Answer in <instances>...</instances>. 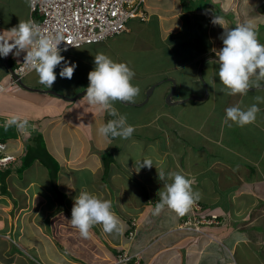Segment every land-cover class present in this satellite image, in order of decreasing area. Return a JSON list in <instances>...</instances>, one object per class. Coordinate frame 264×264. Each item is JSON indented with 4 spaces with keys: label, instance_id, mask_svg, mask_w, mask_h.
Returning a JSON list of instances; mask_svg holds the SVG:
<instances>
[{
    "label": "crops",
    "instance_id": "obj_1",
    "mask_svg": "<svg viewBox=\"0 0 264 264\" xmlns=\"http://www.w3.org/2000/svg\"><path fill=\"white\" fill-rule=\"evenodd\" d=\"M243 2H245L247 7L246 9L240 8L243 7L240 6L243 4ZM0 4L7 5V0H0ZM8 6L12 9H10L9 12L0 14V34L7 33L8 30L17 26L20 22L30 20L28 0H8ZM143 9L145 12V18L142 21L145 23L147 21L152 23L153 33H157L159 37L162 35V41H167L169 39L171 41L172 47L170 48H172V50H170L169 47H161V50H163V57L172 51L173 57L175 59L174 64L168 67V72L164 73L162 77L153 81H146L144 84H142V87H140V93L143 92V97L141 99V95L139 93L140 96H137L139 101L133 102L142 103L140 106H134V108L136 107L141 109L142 106L144 107V105H146L148 101L154 96V93L157 90V93L154 97L156 98L155 101H151L155 104H158L156 112L157 115L167 111V113H165L166 115L174 116V113H172L174 112L173 110L179 108L185 109L189 104V101H187L184 104L166 103L165 105L164 100L166 99L167 93L172 89L173 84L175 86L173 94L170 98L171 102L183 100L184 98H187L191 95L205 96V99L200 101H207L209 96H211L214 101H217L218 93L222 91L221 89L224 88V86L220 82L216 71L218 64L215 61L218 60V56L213 51V49L219 50L223 46L220 36L223 33L224 28L219 24L213 23L215 17L224 21L225 28H234L235 26L244 23L251 24L257 30L258 41L261 44H264V0H146V4L143 6ZM252 13V20L246 18L248 14ZM218 30H221L222 32L218 34ZM199 37L202 39L197 40ZM81 50L84 51L86 49L82 48ZM90 52L89 59L94 61V56L98 52ZM5 58L9 63L11 60H13V55L9 54V56ZM90 60H87V62L92 64V61ZM1 66H4V68L7 69L0 57V67ZM6 71L9 73L8 69ZM77 71L80 72V70H76V72ZM78 72L77 74H79ZM36 75V73H32L28 77V81H24L25 84L33 88H43L45 90V87L39 83V78ZM203 82L206 84L208 89V94L206 95L204 93L205 88L203 86ZM69 83L72 84L74 82H68L67 84ZM88 83L89 81L85 82V80H83V87H85V85ZM60 84H63L64 86L67 85L64 84L63 81ZM154 84L157 85L154 87L151 95L146 99V91ZM53 86L50 88V90L68 97L76 95L83 88L82 87L72 95H69V89L60 92L57 91ZM250 87L252 88H249V92L245 96H241L239 94L227 96L229 99L230 97H234L232 101L229 102V104H234L235 102L236 106H240L239 103L242 101L241 108L243 109H247L253 104H257L260 109V111L257 113L256 122L247 125V131L244 130L247 134L246 139H243L242 141L238 140V146L233 144L232 141L225 142V131L229 130V127L224 123L226 115L225 112L224 114L218 115L217 119L212 121V123H209V126L206 129L197 126L194 127L195 125H193L186 117L187 124L185 127L189 128V130L196 128V134L191 138L193 144L200 147L202 146L210 152H216L214 159L212 161H205L206 163H203L201 169H195V166H191L193 163H198L192 160V156L190 159H186L187 163L185 164H183L184 157H180V164L182 167H184L186 177L193 180V190L198 191L200 195L203 191L204 194V197L200 196V199L197 201V203L200 204V207L195 211L199 212V216L201 217L200 218L198 214L195 213V215L197 214L196 219L200 220L202 223H199L198 225L201 233L193 230H174V226H178L180 224L179 219L181 216H178L174 212V218L171 221L166 222V215L160 213V221L156 224L150 221V225L156 229V234H154L152 240L154 242L160 243L159 248L161 250H156L155 254H150L148 259L149 262L147 264H165L171 259V261L175 262V264H264V102H258L256 100V97L258 96L264 97V84H261L260 88H257L256 86ZM46 89L49 88L46 87ZM45 93L47 92L27 90L18 84L17 86H12V88H9L6 93L2 94L5 98H3L4 100L0 104V114L3 116L2 121H0V137H6L5 140L10 146L9 149L17 148L16 152H18V150L25 148V144L30 141V138L33 136V134H35L34 132L43 133L45 130V110H43L44 112L39 111L40 113L35 111L36 109L39 110L41 108H45V98L41 97V94ZM12 95L13 100L11 99ZM51 95L56 98H61L65 101H68L71 104H76V101H80L82 98L84 100L86 98V96L83 95L74 100H66L60 96L54 94ZM6 96H10L9 101L6 100V98H8ZM193 101L200 103L198 100ZM52 103L54 104L55 102ZM26 104H28L30 108H27ZM119 104H122L124 108H127V105H129L121 102H119ZM190 104L193 105L192 103ZM6 106H9V109H5ZM54 106V109L57 110L58 114L56 113L54 117L49 115V117H51L50 120L57 117L60 119L62 116L66 119L69 116V113H66V107L61 109L59 105ZM23 108L27 109L28 112L23 110ZM99 112L103 113L101 111ZM181 112L175 113L174 118L176 120L181 118ZM41 113L42 116H39ZM64 113H66V116H64ZM127 113L128 112L125 113L126 117L128 116ZM214 113L220 114L217 105H215ZM13 115L26 117L28 119V125L31 127L30 130L26 128L23 132H21L15 126L5 127L4 125L6 120ZM36 117L37 120L35 119ZM31 118L36 120V123L38 122L40 124H36ZM70 118H73V113L71 114ZM154 118L155 116L150 118L148 121H154ZM128 120L129 118L127 117V122L134 126V124ZM72 121L73 122L71 123L74 127L78 120ZM143 122V124L147 123L144 120ZM177 125L178 126L170 124L166 126L162 125V128L160 127L161 133H165L167 136L166 143L163 144V150L165 149L167 151H171L169 150L171 149L172 142L169 136L171 129L174 130L175 135V140L172 143H177V145L180 146L179 141L181 140L178 135L182 131V127L179 126V123ZM59 127L61 130L64 125H59ZM137 127L138 126H134V128ZM257 129L260 131L258 130V133L255 134L254 131ZM191 133H194V130H191ZM249 134L254 135L248 139L249 137L247 136H249ZM48 137V135L45 136V139L47 138L46 142H49ZM261 140H263V142L260 143V145H262L261 151L259 153L260 157H258L255 162H251L250 157L255 154V152H257L258 144ZM207 141L210 142L209 147H206ZM218 143L219 147L221 148L220 150L219 147L212 146V144ZM178 146L175 145L174 147L177 148ZM191 146L193 147V145ZM99 149L104 150L105 147H101ZM108 149L111 151L114 160L115 157L113 153H115L117 147H110ZM229 151H232L234 155L237 152L238 159L235 162L238 163L241 161L243 163L241 167L243 169L249 170L248 172H246V170L243 172L236 168L230 167V157L232 158L233 154H228L230 156L229 157L227 155ZM16 160L17 159H14V161ZM115 161L117 162L116 159ZM36 162L40 163L38 159L34 161V163ZM112 162L113 161H109L107 167L102 157L95 158L87 164L76 162L78 163V169L75 170H86L88 173L91 171L94 174L95 171L99 170L100 168L106 169L110 167L111 164H113ZM209 162L211 163L209 164ZM61 163H63V161H61ZM72 167L74 168V166ZM61 170L62 168L58 172V175L60 174V177L61 175H65L64 179H67V174H61ZM198 174H202L201 177H199ZM72 175L74 174L72 173ZM10 176L11 177L8 176L9 178L7 177L8 182L16 178V174L14 173H12ZM74 177L75 181H73V184L76 183L78 185L73 186L76 187V189H72L71 186H69V188H63V190L68 192L70 196L73 195V191L77 192L81 188L82 191H88L100 198L102 197L101 194L99 195L97 191H95L94 185H90L89 183L88 185H85L87 182H89L88 180H85L81 177L77 178L76 175H74ZM100 180L101 179L98 180L96 178V180L92 181L96 182ZM82 185L87 186L86 189H84ZM211 185L214 187L216 192L213 189H209ZM70 188L72 191L69 192ZM47 195L49 196V194ZM249 196L252 198L249 199ZM3 197H6V195L0 196V207L2 204L5 205L2 202L8 199L7 197V199H4ZM43 199L45 201V197ZM214 213L219 216L224 214L222 218L225 219L217 220L215 223L207 222V220H210V217L209 219H206V216L210 214L213 215ZM60 217L58 216L57 218V216H55L54 218L59 220L60 227H63L64 224H66L65 221L68 222V220ZM132 219L133 218L128 220L132 221ZM224 220L226 222L222 223ZM53 228L55 227L53 226L52 229ZM26 229V225L19 226L16 223V226H14L12 229H8L7 235L4 236L2 233L6 231V228H0V249L4 244L6 248L9 249V244H6V241H9L12 244L15 243L19 248H21V246L17 244L16 239H19V236L21 237V232L25 231ZM8 231L11 233H16L17 238L13 239L11 236H9ZM53 231L55 232V230ZM54 232H49L50 234L47 233L46 235L41 234V236L31 232L32 236L37 241L43 242L44 240L42 239L45 238L46 246L49 244L54 250L53 252L52 248H45L44 255L41 252L42 248L36 249L34 247L36 255L41 257V259L44 261L42 264H45V259L49 263L54 264H89L86 260L81 259L76 255H72L71 258L68 256L67 258L69 259L64 257L63 254L58 250V248H60L59 245L55 243V239L57 240L59 236H55ZM173 232H175L176 235H174ZM66 237L67 235H65V238ZM61 238H64V235H61L59 239L62 240ZM29 244L28 246L32 247V245ZM142 248L143 246L138 243L135 245L131 244V247L125 248V250L129 253H137V251L142 250ZM130 249H132V251H129ZM187 249L190 250V254H193V256L191 255V260L188 261V263L184 262L185 260H182L180 257L181 252H185ZM65 252L66 251L64 249L63 253ZM69 253L70 252H68V254ZM2 257L5 259H2ZM161 259L165 262L163 263ZM138 260V263L144 264L142 259L140 260V256ZM0 264L31 263H28L26 258H21L17 251L11 254L7 252L0 253Z\"/></svg>",
    "mask_w": 264,
    "mask_h": 264
},
{
    "label": "rangeland",
    "instance_id": "obj_2",
    "mask_svg": "<svg viewBox=\"0 0 264 264\" xmlns=\"http://www.w3.org/2000/svg\"><path fill=\"white\" fill-rule=\"evenodd\" d=\"M145 4L146 0L144 1L143 6H145ZM9 6L8 0L7 5L0 4V14L9 12L10 9H12ZM240 6H243L240 7L242 9L247 8L245 2H243V4ZM246 18L252 20L253 13L248 14ZM126 25L128 31L109 37L105 41L94 45H84L67 52H62L61 54L66 58L69 64L74 62L77 67L75 68L71 79L61 78L59 76V72L64 66V63L62 62L61 65L57 66L55 69L57 73V79L60 82L63 81L64 84L78 80L81 81L82 84L83 80H85V82L89 81L88 73L95 66L94 61L89 59L90 51H97L98 53L106 54L117 62L128 63V65L135 71V77L132 83L139 85V87H142V84H144L146 81H153L162 77L164 73L168 72V67L172 66L175 62L172 51L163 57V50H161L162 46L166 48L172 47L170 39L167 41H162V35L159 37L157 33H153V24L149 21L145 23L139 19H130ZM220 32L222 31H217L218 34ZM201 39L202 38L199 37L197 40ZM82 48H85L86 50L82 51ZM170 50H172V48H170ZM87 60L92 61V64H89ZM6 70L7 69L3 66L0 67V83L5 87L3 91L7 92L9 90L7 86L9 73ZM76 70H80V72L77 71L79 74H77ZM31 73L35 72L33 71ZM23 81H28V78L23 79ZM54 84H57L56 81ZM43 87L46 89V86L43 85ZM66 90H68V88H66ZM156 93L157 91L154 93L153 101L156 99L154 98ZM45 94L48 95L47 98H51L49 97L51 95L50 92ZM227 96L228 94L225 91H220L218 93L217 101H214L212 97L209 96L207 101H200V103L194 102L192 103L193 105L189 103L185 109L179 108L173 110L174 112L172 113H174V116L175 113H180L182 111V116L179 120H176L174 116L166 115L165 113H167V111L157 115L156 112L158 104H155L150 100L146 105H144V107L142 106V110L136 107L134 108L132 105H127L128 107L124 108L122 104L115 102L114 107L117 109V111L122 115H126L125 113L128 112V121L132 122L134 126H138L135 128V131L132 135L133 137L129 139H110L109 137L100 135L98 129L102 125L106 124L109 120L114 119V117L108 115L107 112L100 113L98 107L88 105L86 99L80 101L78 100L76 101V104L65 105L67 113H69V116L66 118L67 120L62 116L60 119L57 117L49 120L48 124L45 122V130L40 134L42 137H44V139L46 135L49 136V142H46V138L44 140V144L47 146L48 150H51L55 161H63L61 174H67V179H64L65 175H61L60 177L59 174L56 185L49 175V170H47V168L45 169L43 163L38 162L32 163L29 168L25 169L21 174L22 178L18 176L16 171L12 170L16 174V178L8 182L7 179L11 177L10 175L12 173L8 178H5L7 189L10 193H12V196L6 195L8 199L3 197L7 200L2 202L5 205L2 204L0 207V228H6V231L2 233L4 236L7 235L8 229H12L14 226H16V223L19 226L26 225L27 229L21 232V237L19 236V239H16V233H11L8 231L9 236H11L13 239H16L17 244L21 246L23 250L15 243L12 244L9 241H6V244H9V249H7L4 244L1 246L0 253L7 252L11 254L18 251V255L23 259L26 258L28 263L42 264L44 261L41 259V257L36 255L34 247L36 249L42 248L41 252L44 255L45 248L48 249L52 247L49 244L46 246L45 238L42 239L44 240L43 242L37 241L32 236L31 232L41 236V234L46 235L47 233L54 232L53 230H55L54 235L57 237L59 236L58 238H60L61 235H64V238H61L63 247L58 248V250L66 258L68 256L71 258L72 255H76L77 257L86 260L89 264H118L120 262L113 258L115 256V250L124 249V251H126L125 248H130L131 244L135 245L140 243L143 248L137 252H140V260L142 259L144 264H147L149 262V255L152 253L155 254L156 250H161L159 248L160 243L154 242L152 240L154 234H156V229L150 225V221L154 224L160 221V214H153L154 205L160 199L159 193L166 190L164 181L159 179V170L163 171L166 175L171 173H180L185 175L184 167H182L180 164V157H184L183 164H185L187 163L186 159L188 160L192 156V160L198 162L191 165L195 166V169H201L203 163H206L205 161H212L214 159L216 152H210L202 146H196L191 141V138L196 134V128L191 129L194 130V133H191V130L186 128L185 125L187 124L188 118L191 123L195 125L194 127L197 126L206 129L209 126V123H212V121L217 119L218 115L224 114L227 108L236 106L235 102L234 104H229V102L232 101L234 97H230L229 99ZM6 97H8L6 100L9 101L10 96ZM3 98H5L4 95L0 96V104L3 102ZM11 99L13 100V95ZM50 103L52 104V102ZM239 104V107H241L242 101H240ZM47 105L48 101L45 100V112L54 117L57 113V110L54 109L47 111ZM215 105L218 106L220 114L214 113ZM26 107L30 108L28 104H26ZM5 109H9V106H6ZM23 110L28 112V110L25 108H23ZM35 111H38V109ZM71 112L73 113L72 119L70 118L72 114ZM64 116H66V113H64ZM154 116V121H148ZM2 117L3 116L0 114V121H2ZM31 119L36 123V120L33 118ZM72 120H78L74 127L71 123L73 122ZM143 120L147 123L143 124ZM178 123L179 126L182 127V131L179 133L180 136L178 135L181 140L179 141L180 146H178L177 143H172L175 140V135L174 130L171 129V132L169 133L172 141L171 149H169L171 151H167L165 149L163 150V144L166 143L167 136L165 133H161L160 127L162 125L166 126L170 124L178 126ZM39 124L40 123H38V125ZM59 125H64V127L60 130L59 128L61 126L59 127ZM30 128L31 127L28 125L27 129L30 130ZM244 130L247 131V125L244 127H239L233 124L232 127H229L228 131H225V142L232 141L233 144L238 146V140L242 141L243 139H246L247 134ZM258 130L259 129L254 131L255 134L258 133ZM252 135L254 134H249V136H247L249 137L248 139H250ZM262 142L263 140L259 141L257 152H255V154L250 157L251 162H255V160L260 157L259 153L262 148L260 143ZM175 145L178 147L175 148ZM191 145H193V147ZM209 145L210 142L207 141L206 147H209ZM212 146L219 147V143L212 144ZM101 147H105V149H99ZM110 147H117V150L115 153H113L117 162L115 159L112 160L113 164H111L110 167L106 169L100 168L99 170H96L94 174L91 171L88 173L86 170H75L78 169V163L76 162L87 164L95 158H101L107 155V152L108 156H111V151L108 149ZM220 149L221 148L219 147V150ZM9 151L14 152L12 154L13 156L15 155L17 148L9 149ZM228 154H233L232 158ZM227 155L230 157V167L236 168L243 172L245 170L246 172L249 171L241 167L243 164L241 161L238 163L235 162L238 159L237 152L234 155L232 151H229ZM148 157L155 161L153 162L151 169L137 170L135 167L136 163L139 162L142 164L146 159H148ZM11 158V160L14 161V156ZM210 163L211 162H209V164ZM15 165L16 164L12 165L11 169H14ZM72 166H74V168ZM72 173L76 175L77 178L81 177L85 180H88L89 182H87L85 185H88V183L90 185H94L95 191H97L99 195L101 194L102 199H107L112 202V210L121 222L122 231L120 233H105L103 231L102 225L97 224L90 229L89 237L84 238L80 235L79 230L71 225V210L74 205L75 198L79 196L82 190L80 188L77 192L73 191V195L67 196L65 202L64 198L59 197L60 193L55 188L58 186V188L63 189L65 187L69 188V186H71L72 189L75 190L76 187L73 186L78 185L76 183L73 184L75 177L72 175ZM201 175L202 174H198L199 177H201ZM96 178L101 180L96 182L92 181L96 180ZM166 183H171V179H167ZM82 186L84 189L87 187L84 185ZM72 189L70 188L69 192L72 191ZM96 189H98L100 192ZM209 189H213L215 191L212 185ZM47 194H49V196ZM146 194H148L147 196L150 197V199L146 197ZM0 196H2L1 192ZM200 196L204 197L203 191ZM44 197L45 201L43 199ZM250 198L252 197L249 196V199ZM194 204L193 208L198 210L200 204L196 202L197 208L194 207ZM68 208L70 210H67ZM193 208L191 207L190 211L195 213ZM160 213L166 215V222L171 221L174 218V212L167 207H165ZM214 214L217 215L216 213ZM55 216H57V218L58 216H61L60 218L67 219L68 222L65 221L66 224H64V226L62 225L63 227H60L59 220H56V218H54ZM217 216L221 219H225L222 218L224 214ZM131 218H133L132 223L136 222V229L132 232L131 236H129L125 235V231L129 228L128 219ZM186 221L196 225L195 222L192 221L191 215L188 216ZM184 222L185 221H181L180 224H183ZM225 222L226 221L224 220L222 223ZM179 225H175L174 230L178 231ZM53 226L55 228L52 229ZM175 232H173L174 235H176ZM65 235H67L66 238ZM28 244L32 245L33 248L29 247ZM62 249H65L66 252L63 253ZM129 251H132V249ZM68 252L70 253L68 254ZM191 255L193 256V254H190V250L187 249L185 252H181L180 257L182 260H185L184 262L188 263V261L191 260ZM2 259L5 258L2 257ZM171 260L165 264H175V262ZM161 261L163 263L165 262L162 259ZM45 264L54 263H49L45 259Z\"/></svg>",
    "mask_w": 264,
    "mask_h": 264
},
{
    "label": "clouds",
    "instance_id": "obj_3",
    "mask_svg": "<svg viewBox=\"0 0 264 264\" xmlns=\"http://www.w3.org/2000/svg\"><path fill=\"white\" fill-rule=\"evenodd\" d=\"M213 23L224 28L220 36L223 46L219 50L213 49L218 56V60L215 62L219 66V80L224 86L222 91L228 95L245 96L249 92L250 86L260 88L261 84H264V44L258 41L257 30L248 23L239 24L234 28H225L224 21L217 17ZM126 31H128L127 26L125 30L112 36ZM112 36H108L102 41ZM77 40V37H73L72 43L67 42L61 48V42H66L61 34H45L35 22L24 21L8 30L7 33L0 34V57H7L9 54L17 57L22 52L26 53L23 62L26 71L29 73L34 71L38 75L39 83L50 89L57 79L55 69L62 62L64 66L60 70L59 76L66 79L72 78L77 65L74 62L69 64L61 53L68 50L67 44L77 47ZM94 65V68L88 73L89 84L84 95L86 102L88 105L97 106L99 111L107 112L108 115L114 117L102 125L98 132L104 137L129 139L135 128L127 122L126 115L117 111L114 103L130 104L139 95V85L132 83L135 71L128 63L117 62L103 53L94 56ZM9 75L11 76V73ZM9 80L8 89L17 84L15 79L12 84H9ZM5 92H0V95ZM256 100L264 102V97L258 96ZM259 111L257 104H253L247 109L239 106L229 107L225 110L224 123L228 127H232L233 124L239 127L253 124L256 122ZM4 126H15L23 132L28 126V119L13 115L6 120ZM1 140L7 144L2 138ZM14 159L16 158L14 157ZM153 162L155 161L148 157L142 164L137 162L135 167L137 170H150ZM169 178L171 183H166ZM159 179L164 181L166 190L159 193L160 200L154 206V215H159L167 207L178 216H184L200 199V193L193 190V180L183 174L166 175L159 170ZM70 222L84 238L89 237L90 229L97 224L102 225L105 233L112 234L122 231L121 222L112 210V202L88 191H81L75 198Z\"/></svg>",
    "mask_w": 264,
    "mask_h": 264
},
{
    "label": "built area",
    "instance_id": "obj_4",
    "mask_svg": "<svg viewBox=\"0 0 264 264\" xmlns=\"http://www.w3.org/2000/svg\"><path fill=\"white\" fill-rule=\"evenodd\" d=\"M145 0H29L31 10L37 12L38 20H33L38 24L45 34H61L66 42H61L60 47L72 43L73 37H77V47L67 44L69 50L83 45L93 44L104 40L108 36L120 33L126 29L128 20L133 18H145L143 3ZM63 51V52H67ZM23 60L16 73L24 76L26 66ZM14 83L13 77L9 84ZM5 87L0 83V92ZM6 143L0 138V169H3L12 161L7 152ZM194 207L197 208L196 203ZM193 210H195L193 208ZM196 211V210H195ZM217 215L213 214L207 222H215ZM196 229L200 220L196 219L195 213L192 215ZM189 222L185 221L179 225V229L187 228ZM132 232L129 233L131 236ZM138 255H140L138 253ZM119 262L124 263L129 259L126 254H119Z\"/></svg>",
    "mask_w": 264,
    "mask_h": 264
},
{
    "label": "trees",
    "instance_id": "obj_5",
    "mask_svg": "<svg viewBox=\"0 0 264 264\" xmlns=\"http://www.w3.org/2000/svg\"><path fill=\"white\" fill-rule=\"evenodd\" d=\"M97 54H99V53H97ZM20 62H21V55L20 56H17V57H14L13 56V60H11L9 63L11 65V67L15 69V68H17L19 66V63ZM216 69H217V74H218L219 66ZM31 74L26 75L23 79L28 78ZM56 83L57 84H53V85H54V87H55V89L57 91H60V92L61 91H65L66 88H68L69 89V91H68L69 95H72L77 90H79V89H81L83 87V84L80 81L74 82L72 84L69 83V84L65 85L66 87L63 86V84H60L61 82L58 79L56 80ZM14 85L17 86L18 84H14ZM140 95H141L140 98L142 99L143 92H141ZM47 96L48 95H46V94H41V97L45 98V100L48 101V105L46 106L47 111L54 110V107H55L54 105H59L61 107V109H63V108L66 107L65 105L71 104L70 102L65 101V100H63L61 98L59 99V98H56V97L51 96V95L49 96L51 98H47ZM82 100H83V98H82ZM135 101H139V99L136 97L135 98ZM150 101H153V97L150 99ZM50 102H55V103L54 104L53 103L51 104ZM194 102L195 101H193V100H190L189 101V103H194ZM43 110H45V108L39 109L37 111V113L39 111H43ZM39 116H42V113ZM44 118H45V122L46 123H48L49 120L51 119V117H49V114H47L46 112H45ZM35 119L37 120V117ZM40 119H41V117H40ZM34 133L35 134H33V136L30 138V141L25 144V148L18 150V152H15V155H13L17 160L15 162L10 161L7 164L6 168H3V169L0 170V182H1V184H0L1 191L0 192H1L2 195H9V196L11 195V193L7 189V184L5 183V178L8 177L11 173H14V171H16V173L18 174V176L20 178H22V176H21L22 172L25 169L29 168L32 165V163H34V161L36 159H38L40 163H43L44 164L43 166H45V169L47 168V170H49V173H50L49 175H50L51 179L57 185L58 172L61 169L62 163L59 162L58 160L55 161L54 155L52 154L51 150L50 149L48 150L47 149V146L44 144V137H42V135L40 134L41 132H34ZM4 135H5V133H4ZM3 137H1V138L3 140H5L6 137L5 136H3ZM109 138L112 139L111 137H109ZM5 148L7 149V152H8V154L10 156L14 153L12 151L11 152L9 151V148H10L9 145L6 144V147ZM102 158H103V161H104L106 167H107L108 162L113 160L112 155L111 156L110 155L108 156V152H107V155L103 156ZM14 164H16L15 167H14V169H11L12 165H14ZM12 170H14V171H12ZM55 189H57V191L60 193L59 197L64 198L65 199V202H66V199H67L66 197L67 196H70L68 194V192H66L62 188H58V186H56ZM147 195L148 194H146V197H148ZM148 198L150 199V197H148ZM153 198H155V197H153ZM201 207H202V205H201ZM67 210H70V209L68 208ZM192 213L193 212L190 211V212H187L184 216H181V218L179 219L180 222L181 221H186L188 219V216L190 214L192 215ZM197 214H198V216L200 215L199 212H197ZM207 216H206V219H209V217L211 218L212 214L207 215ZM220 219L221 218L217 216L216 220H220ZM128 224H129V228L125 231V235H129L130 232H133L134 231V227L135 226H132L131 225V220H128ZM205 224H211V223H205ZM55 243L57 245H59V247H61V248L63 247L62 246V242H61V240L59 238H57V240L55 239ZM62 250H64V249H62ZM122 252H124V249L115 250L114 251V255H115L114 258L117 255L121 254Z\"/></svg>",
    "mask_w": 264,
    "mask_h": 264
},
{
    "label": "water",
    "instance_id": "obj_6",
    "mask_svg": "<svg viewBox=\"0 0 264 264\" xmlns=\"http://www.w3.org/2000/svg\"><path fill=\"white\" fill-rule=\"evenodd\" d=\"M1 59L3 60V62H4V64H5V66L7 67V69H8V71H9V73H11V75H13V77H14V79L16 80V82L19 84V86H21L22 88H24V89H27V90H30V91H47V92H50V93H52V94H54V95H57V96H60V97H62V98H64V99H66V100H74V99H77V98H79V97H81V96H83V95H85V92H86V88H87V86H88V84H86L85 85V87H83L76 95H74V96H71V97H68V96H62L61 94H59V93H57V92H55V91H53V90H50V89H37V88H33V87H30V86H28V85H26L25 84V82L22 80V78H20L19 76H17L15 73H14V71H13V69H12V67L10 66V64L8 63V61H7V59L5 58V57H1ZM158 84V83H157ZM156 86V84L155 85H153V86H151L148 90H147V92H146V96H149L150 94H151V92H152V89L154 88ZM203 86H204V88H205V91H204V93H205V95L206 94H208V89H207V86H206V84L203 82ZM250 88H252V87H250ZM173 91H174V88L172 87V89L170 90V92H168L167 93V95H166V99H165V102L167 103V104H183V103H185V102H187V101H189V100H198V101H200V100H204L205 99V96H195V95H191V96H188L187 98H184L183 100H179V101H174V102H171L170 101V98H171V95L173 94ZM129 105H133V106H135V105H140V103H130Z\"/></svg>",
    "mask_w": 264,
    "mask_h": 264
},
{
    "label": "bare ground",
    "instance_id": "obj_7",
    "mask_svg": "<svg viewBox=\"0 0 264 264\" xmlns=\"http://www.w3.org/2000/svg\"><path fill=\"white\" fill-rule=\"evenodd\" d=\"M28 6H29V13H30V21H33V20H38L39 19V16L37 15V12H35V11H32L31 10V5H30V3H29V0H28ZM23 55H24V52H22L21 53V62H22V60H23ZM21 62L19 63V65L21 64ZM19 67V66H18ZM17 67V68H18ZM17 68H12L13 69V71H14V73L17 75V76H19L17 73H16V69ZM31 73V72H30ZM29 73H26L24 76H26V75H28ZM24 76H19V77H21L22 78V80H23V77ZM11 77H13V75H9V78H11ZM18 84V83H17ZM155 85V84H154ZM157 85V84H156ZM153 86V85H152ZM174 84H173V88H174ZM151 87V86H150ZM149 87V88H150ZM148 88V89H149ZM154 89V88H153ZM153 89H152V91H153ZM47 92V91H46ZM147 92V91H146ZM152 93V92H151ZM52 94V93H51ZM151 95V94H150ZM149 95V96H150ZM63 96V95H62ZM149 96H146V93H145V98L147 99ZM140 104H142V103H140ZM133 221H131V223H132ZM216 222H217V220H216ZM132 226H135V223H132L131 224ZM199 227V226H198ZM136 228L134 227V230H135ZM178 230H180V229H178ZM182 230H193V231H196V232H199V233H201V230H200V228L199 229H196V225H194V224H191V223H189L188 224V226H187V228H183ZM121 254H126V256H128L129 257V259L127 260V261H125L124 263H122V262H120V263H118V264H137L138 262H139V260H138V258H139V255H138V252L137 253H129L128 251H124V252H122ZM128 254V255H127ZM118 256V255H117ZM115 257L114 259L117 261L118 260V257Z\"/></svg>",
    "mask_w": 264,
    "mask_h": 264
},
{
    "label": "flooded vegetation",
    "instance_id": "obj_8",
    "mask_svg": "<svg viewBox=\"0 0 264 264\" xmlns=\"http://www.w3.org/2000/svg\"><path fill=\"white\" fill-rule=\"evenodd\" d=\"M164 102H165V100H164ZM166 103V102H165ZM184 104V103H183Z\"/></svg>",
    "mask_w": 264,
    "mask_h": 264
}]
</instances>
